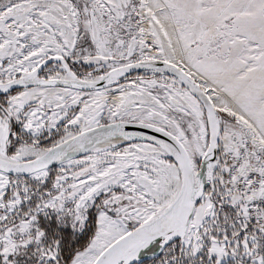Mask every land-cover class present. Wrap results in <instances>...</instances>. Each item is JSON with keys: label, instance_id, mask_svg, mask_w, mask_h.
Instances as JSON below:
<instances>
[{"label": "snow or ice", "instance_id": "1", "mask_svg": "<svg viewBox=\"0 0 264 264\" xmlns=\"http://www.w3.org/2000/svg\"><path fill=\"white\" fill-rule=\"evenodd\" d=\"M0 264H264V0H0Z\"/></svg>", "mask_w": 264, "mask_h": 264}]
</instances>
